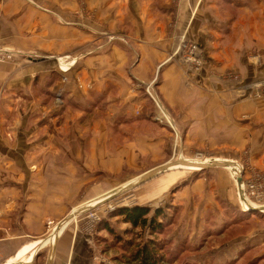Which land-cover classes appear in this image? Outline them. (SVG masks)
<instances>
[{
  "label": "crops",
  "instance_id": "0c3cea01",
  "mask_svg": "<svg viewBox=\"0 0 264 264\" xmlns=\"http://www.w3.org/2000/svg\"><path fill=\"white\" fill-rule=\"evenodd\" d=\"M59 3L0 0V49L14 54L12 63L0 66V107L20 108L14 101L21 99L13 96L33 97L35 86L44 89L49 73L62 75L57 72L61 61L67 82L59 78L55 93L65 94V103L87 108L84 92L90 86L111 106L106 120H116L143 103L130 93V83L160 75L158 108L174 126L181 123L185 152L205 142L215 151L247 150L248 165L264 172V95L253 99L242 87L264 79V0H85L88 10L97 8L96 23L108 28L100 35L107 37L103 45L99 42L93 52L88 51L90 19H75L74 0ZM122 37L127 49L119 42ZM179 40L197 46L194 59L201 66L186 63L182 54L181 63L169 61ZM32 55L39 59L30 61ZM227 74L239 80L224 78ZM75 82L83 91L75 89ZM39 101L33 106H42ZM53 103L50 115L33 116L32 128V115L19 112L7 137L0 133V264H33L28 259L48 242L55 225L89 202L91 175L121 168L107 157L103 119L93 117L91 127L89 114H68L67 108L58 115ZM60 122L65 129H58ZM243 171L244 178L250 176ZM99 176L92 180L95 187L106 182ZM219 176L216 183L230 185L222 172ZM66 226L50 246L58 256L52 264L70 263L75 231L64 232Z\"/></svg>",
  "mask_w": 264,
  "mask_h": 264
},
{
  "label": "rangeland",
  "instance_id": "374dc122",
  "mask_svg": "<svg viewBox=\"0 0 264 264\" xmlns=\"http://www.w3.org/2000/svg\"><path fill=\"white\" fill-rule=\"evenodd\" d=\"M45 1L48 2V0ZM66 1L59 0L61 3L59 5L66 6ZM74 5L77 8L74 12L75 19L78 17L86 21L87 18L90 19L87 32L90 35L88 51L93 52L98 43L100 42L99 46L103 45L102 40L107 38L100 36L106 28L96 23L98 18L96 7L88 10L85 0H74ZM106 30L108 31V28ZM122 38L119 42L127 49L125 38ZM192 47L195 48L194 52H189L188 50ZM0 52L10 56V58H0V66L13 62L12 52L2 49ZM195 52H197L195 44L186 41L181 44L179 40L169 61L181 63L182 54L183 61L186 63L194 67L201 66L202 61L198 63V60L194 59ZM38 59V56L36 58L33 56L29 60L37 61ZM29 60L27 62H30ZM60 62L57 64V72L59 74L61 72V76L49 73L44 89L34 87L33 97L39 98L42 106H33L35 100L32 99L33 97L23 98L22 94H17L13 98L21 99L14 101L15 104L21 106L20 108L17 107L14 111V106H12V110L8 111L7 107H0V133L7 137L8 132L5 131L13 129L12 120L16 119L17 114L21 112L32 115L29 117V126L32 128L34 126L33 116L50 115L53 102H57L58 115H64L67 108L70 110L68 114H77V112L89 114L87 124L91 127L94 125L92 124L93 117L104 120L100 126L105 132L107 157H114L120 163L121 168L91 175L89 198H87L91 205L89 202L74 204V207L81 204L78 208L84 206L91 209L79 215L75 214V218L67 223L64 232L72 234L75 231L69 264H125L128 260L127 256L132 254L137 246H143L150 240H154L160 253L165 260H168V264H264V213L241 209L242 204L238 198L234 180L227 168L224 171L216 168L167 171L94 206L95 203L92 201L96 197L123 188L132 180L178 158L198 161L202 165L216 158L237 159L239 165L250 173V176L246 175L244 178L243 171V183L245 184L250 179L263 182L264 172L256 171L248 165L247 150L231 153L230 149L218 147L215 151L209 147L208 142H205L200 148L192 147L191 152H185L181 147V123L176 122L174 126L158 108L157 102L161 98L158 90L160 75L159 77L155 75L150 81L141 84L131 82L130 93H137L139 100L143 103L137 104L135 109L123 117L106 120L107 115L112 113L111 106L108 102L106 103L103 96L92 94L89 91L90 86H85L87 89L84 92L88 101L87 108L76 103H73L74 105H71V102L65 103V94H60L59 91H57L59 95L55 93L53 86L58 83L59 78L62 84L67 82ZM229 76L235 81L239 80L237 75L227 74L224 78L228 79ZM263 81L264 79L257 80L242 85V87L248 90L250 97L259 99L264 95V87L253 89L251 85ZM75 89L83 91V86L75 82ZM59 90H61L60 87ZM1 92L4 94L3 91ZM113 92V88H110L109 93ZM61 101L64 103H60ZM6 102L8 105L11 104L9 101ZM31 104L32 107H30ZM46 124L48 130H53L49 122ZM63 126H66V123L60 122V126L57 127L63 130L65 129ZM0 143H2L1 139ZM220 171L222 172L221 178L229 180V186L221 187L216 183V180L220 179ZM97 175H100V180L101 177H106V182L95 187L92 180L97 178ZM195 184H200L201 188L195 189ZM83 191L81 193L85 195V188ZM97 193L100 194L97 196ZM125 209L147 212L144 220L150 223L155 220V223L160 226L158 231L152 234V230L147 226L134 228L132 224L123 219L122 210ZM155 213L159 217H154ZM63 220L64 218L55 227L62 224ZM49 235L48 240H45L48 242L36 248L35 254H31L28 261L34 259L33 264H48L50 260L49 264H52L53 259L58 257H55L56 249L50 257V248L53 243L57 244L59 236L57 238L54 232L52 234L50 232Z\"/></svg>",
  "mask_w": 264,
  "mask_h": 264
},
{
  "label": "bare ground",
  "instance_id": "6f19581e",
  "mask_svg": "<svg viewBox=\"0 0 264 264\" xmlns=\"http://www.w3.org/2000/svg\"><path fill=\"white\" fill-rule=\"evenodd\" d=\"M178 160H181V162H184V163H179V164H176V166H174L173 168L169 169L168 171H173V170H200L202 167L204 166H207L208 164H214V163H219V162H228V163H231L230 161H227V160H222V159H216V160H213V161H210V162H207L206 164L202 165V164H199L200 162L198 161H188L186 159H182V158H178L176 159L175 161L173 162H176ZM186 162V163H185ZM194 162V163H193ZM234 164V163H233ZM222 168H227L229 170V172L231 173L232 177H233V180H234V183H235V186L237 188V193H238V198L240 199L241 201V204H242V210H247L248 209V206H252L253 208L255 209H259V210H262V212L264 213V204L263 203H256L254 201H251L249 200V198L246 196L245 194V185L243 183V177L241 174H243V170H242V167L235 164V167H230V166H226V167H222ZM167 172V171H166ZM164 173V172H163ZM241 175V179H242V184H241V187L238 186V184L236 183V178L238 175ZM158 176V175H157ZM138 178L132 180L131 182H129L127 185H125L124 187L130 185L131 183H133L135 180H137ZM123 187V188H124ZM120 188L118 190H114L112 192H108L107 194H104L102 196H100L101 198L98 197L97 200H93L92 202L95 203L94 206H97L98 204L104 202L105 199H107L109 196H111L112 194H115L117 192H119ZM239 190V191H238ZM240 190H242V192H240ZM89 205H91V202H89ZM92 206V207H94ZM82 210H85L86 211V207H80L78 208L77 210H72L70 212L72 219H74L75 217V214L76 215H79V214H82L83 211ZM69 215V214H68ZM67 224V222H64L62 224H59L58 227H56L54 233L56 236H59L60 232H61V228L64 227L65 225ZM51 249V252H50V257L52 255V248Z\"/></svg>",
  "mask_w": 264,
  "mask_h": 264
},
{
  "label": "trees",
  "instance_id": "16d2710c",
  "mask_svg": "<svg viewBox=\"0 0 264 264\" xmlns=\"http://www.w3.org/2000/svg\"><path fill=\"white\" fill-rule=\"evenodd\" d=\"M123 219L126 222L132 224L134 228L137 227H149L152 230V234L158 231L159 227L155 220L150 222H146L144 220V216L147 215V212L141 210H122ZM154 217H159L158 214L154 215ZM106 228V227H105ZM127 261L125 264H168V260L163 257L160 253V250L154 240H150L148 243L143 246H137L136 250L127 256Z\"/></svg>",
  "mask_w": 264,
  "mask_h": 264
},
{
  "label": "water",
  "instance_id": "95a60500",
  "mask_svg": "<svg viewBox=\"0 0 264 264\" xmlns=\"http://www.w3.org/2000/svg\"><path fill=\"white\" fill-rule=\"evenodd\" d=\"M179 163H184V162H181V160H178L176 162H171V163H168V164H165L163 166H160L158 168H155L149 172H147L146 174L140 176L137 180H135L133 183H131L130 185L124 187V188H120L119 192L115 193V194H112L111 196H109L107 199L104 200V202L106 200H109L111 198H113L114 196H117V195H120L130 189H133L145 182H147L148 180L156 177L157 175L163 173V172H166L168 171L169 169L173 168L174 166H176V164H179ZM186 163V162H185ZM226 166H230V167H235V164H233L232 162L231 163H228V162H219V163H214V164H208L207 166H204L201 168V170L203 169H206V168H221V167H226ZM242 175V174H241ZM241 175L239 174L236 178V183L238 184L239 187H241V184H242V179H241ZM239 191V190H238ZM240 192H242V190H240ZM93 208V207H92ZM89 210L91 208H86V210ZM248 209L250 211H259V212H262V210H259V209H255L253 208L252 206H248ZM83 212L85 210H82ZM71 214H69L66 218H64V220L62 221L63 223L64 222H70L71 221ZM58 227V226H57ZM51 250V249H50ZM50 263V260L48 261V264Z\"/></svg>",
  "mask_w": 264,
  "mask_h": 264
},
{
  "label": "built area",
  "instance_id": "2783aa9c",
  "mask_svg": "<svg viewBox=\"0 0 264 264\" xmlns=\"http://www.w3.org/2000/svg\"><path fill=\"white\" fill-rule=\"evenodd\" d=\"M195 49V48H194ZM193 47L188 50L189 52H194ZM0 58H10L8 54L0 52ZM251 87L254 88H263L264 87V81L258 84L251 85ZM245 185V194L249 198V200H253L256 203H262L260 201H263L264 199V181L261 182L259 180H248Z\"/></svg>",
  "mask_w": 264,
  "mask_h": 264
}]
</instances>
